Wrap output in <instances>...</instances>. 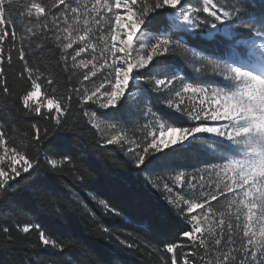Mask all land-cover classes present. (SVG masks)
Wrapping results in <instances>:
<instances>
[{"label": "snow or ice", "instance_id": "1", "mask_svg": "<svg viewBox=\"0 0 264 264\" xmlns=\"http://www.w3.org/2000/svg\"><path fill=\"white\" fill-rule=\"evenodd\" d=\"M17 17L22 24L25 17L29 24L35 17L39 34L37 28L33 27L31 30L36 39H40L42 35L45 42H50L48 33H53L65 67L69 56H72V63L75 65L76 57H80L89 49L95 54L97 48H100L101 39L104 48L100 59L107 63L108 54L111 55V63L101 74L102 82L97 84L90 80V77L100 80V77H97V61L83 73V80L89 81L92 88L85 86L83 93L79 89H70L67 102L63 96L53 94L47 100L48 112H42L44 105L41 103L33 105V98L42 92L45 78L27 67L25 61L24 71L28 73L27 80L30 85L25 87L23 94L18 98L26 110L23 115L30 116L34 113L46 121L54 122L57 128L62 127L67 114L71 112V92H75L81 98V107L88 104L86 115L92 120L102 118L108 122L106 126L111 131L108 135L101 131L100 140L103 144H118L120 150L124 151V142L128 138L121 136L118 131L120 122L130 120L126 118L125 113L133 108L146 120H154L156 114L151 105L145 111L140 108L137 97L138 92L147 97L151 91L162 95L167 107L173 109L171 113L175 114V118L186 117L188 126L160 124L161 138L168 132L178 133L179 139H158L157 134L152 132L147 147H144L146 140H137L135 149L129 143L125 152L126 163L132 166L130 171L134 172L136 177L139 178L142 174L162 177L165 172L175 170L171 161L192 151L193 140L198 138V134H210V145L215 144L224 149L226 155L222 159L225 162L210 166L211 171L222 169L225 177L222 184L216 185L215 190L208 188L205 191L203 186L197 189L193 182L185 180V183H193L192 194H183L184 189L181 188L182 195L172 197L173 186L165 183L164 188L160 189L158 183L141 181L144 186L151 183V187L161 191L177 217L184 222V229H187L169 233L176 239L163 245L166 253L173 254L171 264H179L176 250L185 246L177 240L187 238L192 241L197 234L211 232L212 229L205 228V225L209 223L207 216L214 217L215 212L206 213L205 210L212 209L211 201L219 203L218 197L227 200L229 196L232 198L231 203L237 208V219L239 220V216L246 211L248 223L244 224L239 248L235 247L231 224L228 226L227 244L223 239L215 241L223 247L231 245L227 251L220 252L216 264H237L238 259L239 264H264V0H202L201 6H194L193 0H90V6L81 5L78 0H52L51 4L45 3L44 0H30L28 3L0 0V42L5 41L9 35V26L13 30L12 41H15ZM49 17L52 18V24L56 25L55 30L48 24ZM81 20L83 26L80 25ZM41 21L44 23L41 24ZM169 25L175 32L169 31ZM241 31L246 32L249 37L247 41L237 42L244 51L240 52L238 47L233 46L229 59L222 62V67L217 65L218 72L215 75L221 78V83L184 82L175 72H171V78L168 79L156 78L164 66L173 63V55L179 48L190 46L194 56L200 60L207 58L211 63L214 54L207 53L198 44H190V41L212 39L219 33L228 35ZM61 33L69 35L62 36ZM98 33L103 35H97ZM94 37L97 41L95 46L92 43ZM74 43L77 46L73 49V55L67 49L73 48ZM10 52L11 50L9 54ZM2 59L0 53V61ZM20 59L25 60L23 50L20 52ZM88 64V61L81 60L83 67L88 68ZM99 67L103 68L104 64H99ZM196 71L199 73L201 69L197 68ZM20 75L23 77L24 73ZM145 83L150 88H144ZM177 83L182 86L177 87ZM54 84V80H47V87H53ZM0 85H3L0 90L7 95L9 89L2 63ZM200 94L204 95L205 99H200L198 105L185 104L186 96L190 98ZM109 109L112 111H108ZM174 117H169V120ZM93 126L96 127L95 124ZM32 128L36 132L32 140L37 143L23 148L12 143L6 132L0 129V200L6 198L10 190L20 189V181L16 178L21 177L22 173L27 174L23 179L29 182L43 183L46 177L40 172L39 160L42 149L47 148L45 160L51 165L53 172L58 167L55 158L57 155H63L61 163H72L71 157L60 153L51 140L46 144L42 143L44 137L40 135L38 124L34 123ZM143 131L147 134L146 127ZM31 148L35 149V157L29 154ZM150 149L154 151L150 152ZM10 180L14 183H9ZM197 190L201 196L195 194ZM116 194L135 196L134 191ZM99 203L117 215L122 213V210L111 208L105 200H100ZM197 209L199 214L195 212ZM224 215L226 213H221V217ZM201 216L205 218L201 219ZM142 221L147 225V232L157 231L153 219L145 217ZM257 222L258 232L250 227ZM223 224L224 220L221 219L220 225ZM32 227L25 225L19 230L29 233ZM34 227L37 230L40 228L39 225ZM220 230L223 232V227ZM3 231L7 233L9 229L5 227ZM39 239L45 246L62 247L44 231H40ZM203 243L202 238L201 244ZM184 264H190L187 256L184 257Z\"/></svg>", "mask_w": 264, "mask_h": 264}, {"label": "trees", "instance_id": "2", "mask_svg": "<svg viewBox=\"0 0 264 264\" xmlns=\"http://www.w3.org/2000/svg\"><path fill=\"white\" fill-rule=\"evenodd\" d=\"M28 2L30 0H16V3ZM44 2L51 4L52 0ZM48 24L55 30L56 25L52 24L51 17ZM33 27L37 28L39 34L35 17L31 24L27 23V17L23 24L17 17L15 41H12L13 30L9 26V35L5 41L0 42V53L3 56L0 63L3 64L9 89L7 95L0 90V129L6 132L12 143L23 148L37 143L32 140L36 135L32 125L38 124L40 135L44 137L42 143L51 140L60 153L71 157L72 163H61L63 155H57L58 167L53 172L45 160L47 148L42 149L39 160L40 172L46 177L43 183L29 182L23 179L27 174L22 173L21 177L16 178L20 181V189L10 190L7 197L0 200V264H165V259L167 264H171L173 254L166 253L163 245L176 239L169 233L184 229V222L177 217L159 191L141 183L146 175L142 174L138 178L130 171L132 166L126 163V149L121 151L120 146L103 144L99 132L90 123V116L85 114L89 110L88 104L81 107V98L71 92V112L59 128L54 122L46 121L34 113L23 115L26 110L18 98L25 87L30 85L28 73L24 71L25 61L27 67L45 78L42 89L45 100L54 94L63 96L67 102L70 89H79L83 93L85 86L89 87L87 81L83 80V69L77 68V62L75 65L72 63V56L68 57L67 67L64 66L53 33H48L50 42H45L42 35L40 39L35 38L31 30ZM169 31L175 32L170 25ZM240 38L244 40L249 37ZM190 44H198L207 53L214 54L211 63L229 59L234 46L220 35L210 40H192ZM236 47L240 52L244 51L243 47ZM21 50L24 51L25 60L20 59ZM197 58L190 46L179 48L173 55V63L164 66L156 78L168 79L171 78V72H175L186 82L218 84L209 71V60ZM197 68L201 69L199 73L196 72ZM22 72L23 77L20 75ZM48 79L55 81L53 87H47ZM2 87L0 85V89ZM143 87L150 88L146 83ZM45 92L47 95H44ZM152 93L150 91L147 97L137 93L140 108L151 105L155 117L162 123L188 126L187 120L179 116L175 118V114L161 105L160 94L153 96ZM41 110L49 111L45 107ZM125 116L130 120L121 121L119 127L127 135L136 138L142 114L133 108ZM169 117L174 118L169 120ZM193 145L192 151L171 161L175 170L167 171L164 175L183 173L182 176L188 180L207 166L223 161L222 157L226 155L223 148L210 145V139L196 140ZM205 147L212 148L214 153L209 154ZM29 154L35 157V149L31 148ZM9 183L14 181L10 180ZM129 191H134L135 196L116 194ZM100 200H105L117 211L122 210V213L117 215L105 209L99 203ZM145 217L155 221V233L147 232V225L142 221ZM25 225L33 226L29 233L19 230ZM35 225L40 226L39 230ZM5 227L9 229L7 233L3 231ZM40 231H44L62 247L43 245L39 239ZM227 238L219 237L225 244ZM217 239H203V244L197 237L192 241L187 238L177 240L185 245L176 250L179 264H184L185 256L190 264H206L208 261L216 264L220 252L226 250L215 243ZM233 239L237 241L239 237L236 235ZM197 252L199 255H194Z\"/></svg>", "mask_w": 264, "mask_h": 264}, {"label": "rangeland", "instance_id": "3", "mask_svg": "<svg viewBox=\"0 0 264 264\" xmlns=\"http://www.w3.org/2000/svg\"><path fill=\"white\" fill-rule=\"evenodd\" d=\"M78 2L81 5H89L90 6V0H78ZM183 2V0H182ZM193 5L194 6H201L202 5V0H193ZM75 6V4L73 5ZM62 7V6H61ZM206 15V14H204ZM80 25L83 26V21H80ZM175 30V29H173ZM63 36H67L69 35V33H62ZM83 34V33H81ZM97 35H103V34H97ZM217 35H220L222 37H224L225 39L229 40L230 42H232L234 44V46H239L238 45V41H247L248 39H241L240 37L242 36H247L248 34L246 32H233L230 33L228 35H225L224 33H219ZM216 35V36H217ZM215 36V37H216ZM215 37H213L212 39H214ZM207 39V38H205ZM210 40V39H208ZM93 46L96 45L97 41L94 37L93 41ZM100 43V48H97V51L95 52V54L92 53L91 49H89L86 53H82L80 57H76V64L78 65L77 68H82L83 69V73L87 72L89 68H91L92 63H97V61H99V63L97 64V77H100V80H97L96 77H90V80L95 81L96 83L98 82H102V73L105 72V69L108 68L109 64L111 63V55L108 54L109 58L107 63H105L102 59H100L101 57V51L103 50L104 46H103V40L101 39L99 41ZM112 41L109 37V44H111ZM117 43H119V41H117ZM76 44H73V48L68 49L73 53V49L76 48ZM135 46V45H134ZM74 54V53H73ZM123 55V54H121ZM95 56V59H94ZM86 60L89 62L88 64V68H85L81 65V60ZM199 59V57L197 58ZM223 62V61H222ZM222 62H212V63H208L209 65V71L211 70V75L215 76V81L219 84L221 83V78L218 75H215V73L218 72V67L217 65L219 64L221 67ZM99 64H104L103 68L99 67ZM197 72V71H196ZM196 74V73H195ZM180 79L181 76L178 75ZM184 80V79H183ZM186 82V81H184ZM88 84V88H92V84L89 83V81H87ZM144 86V85H143ZM177 87H181L182 85H180L179 83H177L176 85ZM163 92V89H162ZM153 96L158 95V93L153 92L152 93ZM174 95V94H173ZM161 96V105L165 106V108L167 110H169L170 112L173 111V109H169L167 107L166 101L163 100L162 95ZM200 99H205L204 95L200 94L198 96L194 95L189 97H185V104L191 106L192 104H199V100ZM36 103H41L42 105H44L43 107L47 108V100L43 99V94L42 92L40 94H38L36 97L33 98V105L35 106ZM142 109H144L145 111L148 109V107H141ZM111 109H109L108 111H110ZM103 111V110H101ZM177 116H179V114H177ZM185 120H187L186 117H182ZM90 123L93 126V124L96 125V127H94L100 134L101 136V131L103 130L105 135H108L110 133V129L107 128V123L106 121H104L102 118H97L95 120H92L90 118ZM160 124H164L161 121H159L156 117L154 120H146L143 115H142V119L140 120V123H138V128L136 129L138 132V135L136 138L129 136L126 134V132L121 129L120 127L118 128V131L120 132L121 136H126L128 139L124 142L125 147L124 149H126V152L128 150L127 145L129 143H131L133 145V148L135 149V142L137 140H146L147 142L144 143V147H147V143L150 142V134L152 132H155L157 134L158 139H162V140H166V141H171L172 139H179V134L178 133H168L166 132L165 135L161 138L159 136V126ZM155 125V127L153 126ZM143 126V127H142ZM147 128V134L144 133L143 128ZM208 137H210V134H198V138L195 139L196 140H203V139H208ZM193 140V142H195ZM200 142V141H199ZM117 146H120L117 144ZM206 151L209 154H213L214 151L212 148H207L205 147ZM152 150V149H150ZM2 151V150H0ZM140 151H142V148L140 149ZM154 151V150H152ZM225 161H219L216 164H223ZM19 166V165H18ZM144 181H150L151 183H158L159 184V188L163 189L164 188V184L167 183L169 186H173L174 190L172 192V197H179L180 195H182V193L180 192V189L183 188L184 189V193L183 194H187V195H191L192 194V190H193V183L196 185L197 189H199L201 186L204 187L205 191H207L208 188H212L213 190H215L216 185L218 183H223L224 180V173L222 169H217L216 171H211L210 170V166H207L205 169H203L202 171H199V173L193 174L190 176V178L187 180L189 182H193V183H185V178L184 176H182L181 174L177 173V174H166L161 177V176H143ZM151 183H149L147 186L150 187L153 190H157L156 188L151 187ZM161 193V191H159ZM197 196H201V193L197 190L195 193ZM163 199H165V196L163 195ZM219 199V203H217L216 201H211V205H212V209H206V213L209 211H214L215 212V216L213 217L212 215H208L207 219L209 221L208 224L205 225V228H211L212 231L208 232V231H204L202 234H197L196 237L198 239H210V238H214L217 237L219 239V237L224 238L225 236H228L229 233V224H231L232 226V237H235L236 235L239 237V239L236 241V239H233L235 241V247L239 248L241 242H242V237H243V230H244V224L248 223L247 219H246V211L244 213H242L239 216V220L237 219V208L234 204L231 203L232 198L229 196L227 200H225L222 197H218ZM166 200V199H165ZM167 201V200H166ZM168 202V201H167ZM201 202H203L202 198H201ZM196 214H199V210H195ZM221 213H226V215H224L223 217H221ZM205 217L201 216V219H204ZM223 219L224 220V224L220 225V220ZM213 221H215V223L213 224ZM221 227H223V232H221ZM250 227L253 228V230L255 231H259V222H257L256 224H251ZM228 247H231V245H229ZM228 247H224V249H226L225 251L228 250ZM264 258V257H262ZM237 264H239V259L237 260Z\"/></svg>", "mask_w": 264, "mask_h": 264}]
</instances>
